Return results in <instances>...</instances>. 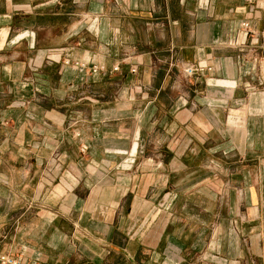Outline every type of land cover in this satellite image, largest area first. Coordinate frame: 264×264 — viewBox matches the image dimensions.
Instances as JSON below:
<instances>
[{"label":"crops","instance_id":"0c3cea01","mask_svg":"<svg viewBox=\"0 0 264 264\" xmlns=\"http://www.w3.org/2000/svg\"><path fill=\"white\" fill-rule=\"evenodd\" d=\"M263 58L264 0H0V197L50 264H264Z\"/></svg>","mask_w":264,"mask_h":264},{"label":"rangeland","instance_id":"374dc122","mask_svg":"<svg viewBox=\"0 0 264 264\" xmlns=\"http://www.w3.org/2000/svg\"><path fill=\"white\" fill-rule=\"evenodd\" d=\"M262 66H264V58L262 59ZM262 86H264V84ZM87 98L86 102L88 103L89 101ZM47 114L48 113L45 111H38V109L35 108L31 114L33 117L25 116L23 113V116L21 118L18 116V118H30L37 123H42L48 120L49 116L51 117V115L47 116ZM10 118H12V116ZM50 173L52 176L55 175L53 171ZM4 178L10 180V183H6L5 185V198L0 197V220L5 223L4 228L0 229V252L21 256L28 261L38 260L43 264L56 262L53 261L56 260L53 257L61 254L60 251H63V243L65 242L60 238H49L52 232L51 227L53 226V223L50 224V221L55 222L57 219H60L61 208L58 206L53 209L37 207L36 203H40V201H35L37 197H35L30 186L14 184L13 181L15 178L18 180V176L14 177L10 175ZM14 193L18 194V198L17 196L14 197ZM21 193L22 195H20ZM19 195L23 200L21 207L18 206V202H15V198L19 199ZM53 217H56V220H53ZM40 221H44V223L47 222V224L40 225ZM57 222L58 223L54 225L57 228H61V221L57 220ZM69 243L73 245L72 241ZM53 251L59 252L55 253ZM60 263L61 262L58 261L56 264Z\"/></svg>","mask_w":264,"mask_h":264},{"label":"built area","instance_id":"2783aa9c","mask_svg":"<svg viewBox=\"0 0 264 264\" xmlns=\"http://www.w3.org/2000/svg\"><path fill=\"white\" fill-rule=\"evenodd\" d=\"M249 3H256L259 0H247ZM243 26L245 28L250 27V23L249 22H244ZM207 67L202 66V65H187L184 68V72L187 76H194L196 74H202ZM118 67H115V70H118ZM94 71H97V68H94ZM133 71H136V69H133ZM58 158V154L55 155V159ZM54 159V161H55ZM0 264H43L42 262L35 260V261H28L26 259H24L21 256H16L10 253H3L0 252Z\"/></svg>","mask_w":264,"mask_h":264}]
</instances>
